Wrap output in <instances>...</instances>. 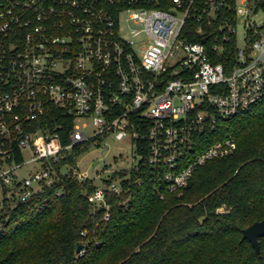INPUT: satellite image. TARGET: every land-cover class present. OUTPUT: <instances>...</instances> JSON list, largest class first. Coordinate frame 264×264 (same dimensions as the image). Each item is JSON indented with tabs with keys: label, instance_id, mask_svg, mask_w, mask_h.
<instances>
[{
	"label": "built area",
	"instance_id": "2783aa9c",
	"mask_svg": "<svg viewBox=\"0 0 264 264\" xmlns=\"http://www.w3.org/2000/svg\"><path fill=\"white\" fill-rule=\"evenodd\" d=\"M262 102L264 0H0L3 207L71 173L95 180L79 161L57 165L110 136L139 158L127 174L147 149L154 179L177 191L237 150L228 121ZM53 108L73 120L68 144ZM121 180L89 196L107 222Z\"/></svg>",
	"mask_w": 264,
	"mask_h": 264
},
{
	"label": "trees",
	"instance_id": "16d2710c",
	"mask_svg": "<svg viewBox=\"0 0 264 264\" xmlns=\"http://www.w3.org/2000/svg\"><path fill=\"white\" fill-rule=\"evenodd\" d=\"M50 114L53 126L64 125L68 144L73 120L57 108ZM227 125L237 150L199 166L177 191L154 179L147 149L140 171L105 179L107 185L122 179L121 193L106 192L108 222L105 209L94 212L89 201L96 181L72 173L27 200L5 204L0 264H264V236L260 253L243 238L245 228L264 220V102ZM217 139L209 137L198 151ZM89 149L76 148L57 169L76 166Z\"/></svg>",
	"mask_w": 264,
	"mask_h": 264
},
{
	"label": "rangeland",
	"instance_id": "374dc122",
	"mask_svg": "<svg viewBox=\"0 0 264 264\" xmlns=\"http://www.w3.org/2000/svg\"><path fill=\"white\" fill-rule=\"evenodd\" d=\"M25 156L28 160L30 152L25 151ZM134 156L127 142L110 136L105 138L100 145H92L80 157L79 170L94 178L97 184L102 185L105 179L111 178L116 172H127L125 169H129L134 164V159L139 161V158L136 159ZM34 169L36 167L33 164H29L26 169L21 170V173L26 174L28 171H34ZM2 209L3 205L0 204V211Z\"/></svg>",
	"mask_w": 264,
	"mask_h": 264
},
{
	"label": "water",
	"instance_id": "95a60500",
	"mask_svg": "<svg viewBox=\"0 0 264 264\" xmlns=\"http://www.w3.org/2000/svg\"><path fill=\"white\" fill-rule=\"evenodd\" d=\"M264 236V220L255 222L251 226L243 230V238L249 240L256 248L257 252H261V245L259 238ZM84 245H79L77 251L80 252Z\"/></svg>",
	"mask_w": 264,
	"mask_h": 264
}]
</instances>
